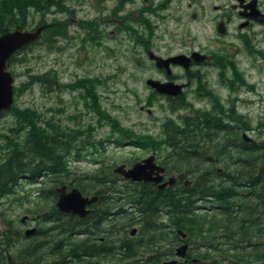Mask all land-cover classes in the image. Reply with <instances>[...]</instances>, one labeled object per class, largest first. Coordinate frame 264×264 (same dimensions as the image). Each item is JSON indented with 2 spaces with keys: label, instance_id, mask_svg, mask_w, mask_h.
Listing matches in <instances>:
<instances>
[{
  "label": "trees",
  "instance_id": "trees-1",
  "mask_svg": "<svg viewBox=\"0 0 264 264\" xmlns=\"http://www.w3.org/2000/svg\"><path fill=\"white\" fill-rule=\"evenodd\" d=\"M67 1L71 0H0V34L45 25L38 41L7 61L15 77L21 73L14 66L27 63L35 48L60 50L64 48L60 40L72 37L70 22L48 17L57 11L53 9L71 12L62 8ZM128 1L119 0L123 6ZM133 13L122 16L125 23L119 30L138 43L147 37L136 34L135 25L147 31L152 23ZM78 23L83 29L93 26L89 19ZM86 33L84 40L102 43V30ZM26 73L29 81L23 82L22 91L46 82L53 88L47 72ZM83 83L87 91L81 89ZM67 85L80 90L93 112L107 119L111 131L99 139L96 126L89 122L87 128H76L17 102L0 113V203L18 192L23 180L42 184L41 198L52 203L34 216L37 225L30 235L20 233L7 219L8 229L1 231L5 235L0 240V264H164L175 258L176 264H264V139L242 136L251 124L241 114L190 111L180 96L169 106L177 117H166L160 132L151 135L110 116L97 85L86 80ZM112 139L116 145L127 142L159 151L160 163L166 174L177 175L176 183L160 189L154 182L131 181L116 173V163L100 153ZM84 160L100 164L86 172L72 167ZM63 184L98 196L88 215L57 208L56 187ZM184 244L189 245L186 255L178 258L177 250Z\"/></svg>",
  "mask_w": 264,
  "mask_h": 264
},
{
  "label": "rangeland",
  "instance_id": "rangeland-1",
  "mask_svg": "<svg viewBox=\"0 0 264 264\" xmlns=\"http://www.w3.org/2000/svg\"><path fill=\"white\" fill-rule=\"evenodd\" d=\"M144 4L147 11L143 12V16L150 19L154 28L145 31L141 25H135V27H139L136 34H141L143 38H154L152 35L156 34L158 27L159 32L163 33L167 23L155 20L153 15L162 12L163 14L170 13V10L165 9L171 4L175 6L173 8L175 14L180 13L181 10L186 12L189 8L188 19L179 22L178 26L188 24L194 34H197L201 29V23L193 21L191 17V14L196 12V8L189 7L188 0H131L124 3V6L120 4L119 0L67 1L62 8L69 7L71 12L53 9L57 11L49 13L48 17L51 19L57 16L61 22H70L72 37L62 38L61 43L65 46L63 50L49 51L42 47L35 48L33 52H30V59L27 63L14 66L13 69L21 73L15 77L14 102H17L19 107L30 106L37 111H45V115L54 114L56 117H60L63 123L76 125V128L80 126L87 128L86 125L89 122L96 126L95 129L98 131L96 137L100 139L111 131L107 119L99 118L93 112L92 107L86 103V97L81 96L79 89L76 90L67 85L86 80L89 85H97L103 107L110 116H114L121 121L123 126L137 132L157 135L160 132L161 122L168 116L177 117V113H172L163 99L149 93L145 82L148 76L144 80L142 79L144 75H149V72L137 66L141 41L138 42L136 50V45L132 46L133 40L129 39L126 33L119 34V24L121 23L123 26L125 23L122 16L130 12L137 14L136 12ZM154 4H157L159 9L152 11ZM119 8L122 9L119 11ZM160 17L163 18V15ZM81 19L92 20L93 26L89 29L81 28L82 26L78 23ZM176 24L177 21L174 20L173 24H169V26L172 29ZM88 30L91 32L102 30L100 45L84 40L85 36L89 34L86 33ZM114 30L117 33H113ZM92 36L97 39L94 32ZM184 39L186 40L187 37L184 36ZM162 41L159 40V42ZM249 60H245L244 66L249 64ZM28 69L41 73L47 72L49 74L47 81H50L53 88H49L48 82H46L45 86L37 83L30 90L22 91L23 82L29 81L26 73ZM263 72H260L257 77L254 71L246 72V83L242 80V83L238 84V89L243 86L246 89L242 95L231 88H221L227 104L233 99H243L240 102L239 110L236 109L237 113L234 114H242L245 120L251 124V129L243 131V135L246 134L249 138L257 140L264 139ZM229 85H233V83H229ZM81 89L87 91L84 83ZM211 91L219 96L215 89H211ZM190 100L193 104L196 103L192 107V109H196L195 107L199 106V103L195 99ZM190 100L187 99V103L192 105ZM7 119L10 117L2 118V124ZM107 144V150L106 152L101 151V156H106L108 161L115 162L117 166L122 163L131 164L132 160H140L152 154H155L157 158L159 156V151L141 148L127 142L123 145H116L112 139ZM99 164V160L94 162L84 160L73 162L72 167L78 172H86L95 170ZM22 184L23 186L17 193L6 197L0 203V240L5 235V232L1 231L8 229L7 219L13 220V225L20 233H25L27 229L37 225L34 217L37 212H40V209L41 212H44L52 205L51 202L41 198L39 186L42 184H29L25 180ZM132 235L135 234L132 233ZM31 239L29 237L25 241Z\"/></svg>",
  "mask_w": 264,
  "mask_h": 264
},
{
  "label": "flooded vegetation",
  "instance_id": "flooded-vegetation-1",
  "mask_svg": "<svg viewBox=\"0 0 264 264\" xmlns=\"http://www.w3.org/2000/svg\"><path fill=\"white\" fill-rule=\"evenodd\" d=\"M145 4L137 14L144 15L143 12L147 11ZM188 5L196 8V12L191 14L193 21L201 23L197 34H194L188 24L178 26L179 22L188 19L189 8L186 12L181 10L175 14V6L171 4L165 9L170 10V13H154L155 20L167 25L163 33L159 32L158 27L155 32L157 35H152L154 38L140 40L137 66L149 72L142 79L148 76L145 82L149 93L163 99L167 106H170L174 98L181 96L186 100H197L199 106L195 108L206 113H223L225 116L237 113L235 110H239L243 99H233L227 104L221 88H231L242 95L246 89L244 86L238 89V84L242 80L246 83V72L254 71L256 77L263 72L264 0H188ZM155 9H159L157 4H154L152 11ZM174 20L177 24L171 29L169 24H173ZM113 33H117L116 30ZM121 33L123 32H119ZM184 36L187 37L186 40ZM61 41L59 45L64 46ZM135 45L137 50L138 43L132 41V46ZM151 52L165 60L178 55H186L189 60L184 63L163 62L159 66V60L151 56ZM247 59H250L249 64L244 66ZM150 78L172 86L183 85V91L177 95L161 94L147 84ZM211 89H215L219 96L213 94ZM191 104L196 105L192 101ZM185 109L193 110L188 103ZM242 117L244 118L243 115ZM242 136L244 137L243 132Z\"/></svg>",
  "mask_w": 264,
  "mask_h": 264
},
{
  "label": "water",
  "instance_id": "water-1",
  "mask_svg": "<svg viewBox=\"0 0 264 264\" xmlns=\"http://www.w3.org/2000/svg\"><path fill=\"white\" fill-rule=\"evenodd\" d=\"M44 28L45 25L32 30L17 28L0 34V113L12 108L15 97V74L8 68L7 61L18 50L38 41L42 36ZM150 54L155 59L159 60V66L163 62L184 63L189 60L186 55H178L165 60L162 57H158L153 52ZM147 84L155 88L159 93L165 95H177L183 91V85L172 86L168 83H161L151 78L147 80ZM244 136L246 140H254L246 136V134ZM114 171L131 181L154 182L159 185L160 189H164L169 185H174L177 180L175 175H171L164 181L166 177V168L157 161L155 154L142 158L130 166L126 163L120 164L115 167ZM56 190L58 192V199L56 202L57 208L62 212L72 213L80 217L88 215V213L91 212L89 206L98 200L97 195H85L80 188L76 186L69 188L64 184ZM35 229V227L27 229L26 235H30ZM136 231L137 229L134 228L132 233L135 234ZM183 237H185V234H183ZM188 247V244L180 246L176 253L177 256L184 257ZM9 258L10 262H12V257L10 256ZM177 262V259H173L165 261L164 264H176Z\"/></svg>",
  "mask_w": 264,
  "mask_h": 264
},
{
  "label": "bare ground",
  "instance_id": "bare-ground-1",
  "mask_svg": "<svg viewBox=\"0 0 264 264\" xmlns=\"http://www.w3.org/2000/svg\"><path fill=\"white\" fill-rule=\"evenodd\" d=\"M120 9V8H119ZM94 42V41H93Z\"/></svg>",
  "mask_w": 264,
  "mask_h": 264
}]
</instances>
